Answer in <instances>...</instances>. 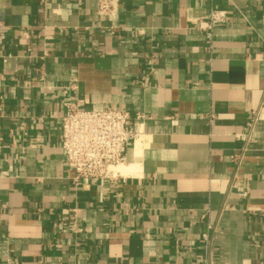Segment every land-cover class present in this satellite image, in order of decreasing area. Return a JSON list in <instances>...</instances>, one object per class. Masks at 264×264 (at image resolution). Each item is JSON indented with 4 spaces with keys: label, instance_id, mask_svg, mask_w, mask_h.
<instances>
[{
    "label": "crops",
    "instance_id": "obj_1",
    "mask_svg": "<svg viewBox=\"0 0 264 264\" xmlns=\"http://www.w3.org/2000/svg\"><path fill=\"white\" fill-rule=\"evenodd\" d=\"M68 102L143 116L116 179L73 181ZM208 263L264 264V0H0V264Z\"/></svg>",
    "mask_w": 264,
    "mask_h": 264
},
{
    "label": "built area",
    "instance_id": "obj_2",
    "mask_svg": "<svg viewBox=\"0 0 264 264\" xmlns=\"http://www.w3.org/2000/svg\"><path fill=\"white\" fill-rule=\"evenodd\" d=\"M96 10L100 18L113 19L117 15L118 0H96ZM224 17L223 11L211 10L199 20L198 29L209 39L214 28L224 22ZM63 107L60 150L64 164L73 171V181L116 179L114 168L125 163L126 150L138 137L134 124L143 120V116L132 119L125 111L86 110L70 102ZM256 119L257 114H251V127ZM241 159L242 154L232 156L238 165Z\"/></svg>",
    "mask_w": 264,
    "mask_h": 264
},
{
    "label": "bare ground",
    "instance_id": "obj_3",
    "mask_svg": "<svg viewBox=\"0 0 264 264\" xmlns=\"http://www.w3.org/2000/svg\"><path fill=\"white\" fill-rule=\"evenodd\" d=\"M122 165V164H121ZM120 166V165H119ZM115 168H117V167H115ZM115 168H114V172H115ZM117 170V169H116Z\"/></svg>",
    "mask_w": 264,
    "mask_h": 264
}]
</instances>
